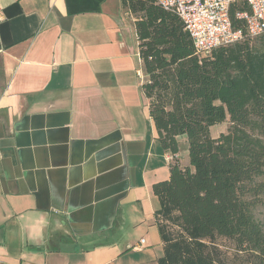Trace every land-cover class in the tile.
<instances>
[{"label": "crops", "instance_id": "1", "mask_svg": "<svg viewBox=\"0 0 264 264\" xmlns=\"http://www.w3.org/2000/svg\"><path fill=\"white\" fill-rule=\"evenodd\" d=\"M125 10L122 0H0V264L164 255L154 185L170 178L173 154ZM178 142L186 165L187 137Z\"/></svg>", "mask_w": 264, "mask_h": 264}, {"label": "trees", "instance_id": "2", "mask_svg": "<svg viewBox=\"0 0 264 264\" xmlns=\"http://www.w3.org/2000/svg\"><path fill=\"white\" fill-rule=\"evenodd\" d=\"M135 27L146 79L143 90L164 149L170 178L156 183V221L164 242L159 264H218L214 240H232L264 264V228L254 209L264 204V33L220 46L206 56L177 13L156 0H122ZM231 5L234 28L246 33ZM229 121L227 132L212 127ZM188 141L181 163L178 136Z\"/></svg>", "mask_w": 264, "mask_h": 264}, {"label": "built area", "instance_id": "3", "mask_svg": "<svg viewBox=\"0 0 264 264\" xmlns=\"http://www.w3.org/2000/svg\"><path fill=\"white\" fill-rule=\"evenodd\" d=\"M165 9L179 15L189 31L200 57L210 55L214 49L234 44L246 36L264 33V0H156ZM245 1L249 11H237L245 21L246 33L233 27L230 8L233 3Z\"/></svg>", "mask_w": 264, "mask_h": 264}, {"label": "rangeland", "instance_id": "4", "mask_svg": "<svg viewBox=\"0 0 264 264\" xmlns=\"http://www.w3.org/2000/svg\"><path fill=\"white\" fill-rule=\"evenodd\" d=\"M125 10V8H124ZM125 16L129 19H136V16L130 11L125 10ZM124 11V12H125ZM230 126L229 121H225L222 124L213 128L212 135L217 137L221 132H227ZM256 219L262 224L264 228V204L256 206L254 209ZM217 248L218 264H244L253 260V255L249 252L238 251L232 240L224 237H217L214 240Z\"/></svg>", "mask_w": 264, "mask_h": 264}]
</instances>
